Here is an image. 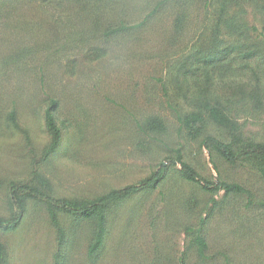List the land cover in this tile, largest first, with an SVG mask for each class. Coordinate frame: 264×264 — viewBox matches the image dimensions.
I'll use <instances>...</instances> for the list:
<instances>
[{
	"label": "rangeland",
	"instance_id": "374dc122",
	"mask_svg": "<svg viewBox=\"0 0 264 264\" xmlns=\"http://www.w3.org/2000/svg\"><path fill=\"white\" fill-rule=\"evenodd\" d=\"M193 113L203 120L187 127ZM207 136L264 144V0H0V217L16 214L13 183L83 203L164 166L156 187L107 209L94 258L97 218L53 219L27 199L0 229L6 264H264V177ZM213 181L252 196L206 190Z\"/></svg>",
	"mask_w": 264,
	"mask_h": 264
},
{
	"label": "trees",
	"instance_id": "16d2710c",
	"mask_svg": "<svg viewBox=\"0 0 264 264\" xmlns=\"http://www.w3.org/2000/svg\"><path fill=\"white\" fill-rule=\"evenodd\" d=\"M210 117L214 122L223 127H231L233 124L227 118L226 115L217 107H208ZM47 124L53 134V143L51 150L58 147L60 143V131L56 127L51 110L46 113ZM203 120L202 116L193 113L190 116H186L183 121L187 127H193L194 124H199ZM232 141L230 143L224 142L216 137L207 136L204 139L203 144L215 151L221 158L231 164L247 162L251 167H254L264 177V144L245 142L240 143ZM179 163L182 166V174L184 178L193 183H200L201 177L198 172L187 162L180 159ZM214 168L218 169V166L213 163ZM163 168L152 174L150 178H147L140 183L129 185L121 189H114L106 194L86 202H78L63 198H55L50 194L43 192L40 188L34 186L13 183L11 186V197L15 207V216L6 220L0 217V229L10 230L17 226L26 212V200L34 199L45 203L51 213V217H55V209L60 211H68L73 214L79 215L86 219L97 218L98 219V231L93 243L89 248V256L94 258L98 255L105 243L106 236V211L112 205L122 202L125 199L133 196L144 189H150L156 187V185L163 179ZM212 187L214 192L224 190L227 195L230 194H247L251 197V192L237 183L221 182H206L204 188L209 190ZM197 244L199 246V253L204 254L207 244L202 237L197 238ZM7 247L0 241V264L7 263ZM67 257H63L58 264L65 263ZM58 260V259H57Z\"/></svg>",
	"mask_w": 264,
	"mask_h": 264
}]
</instances>
